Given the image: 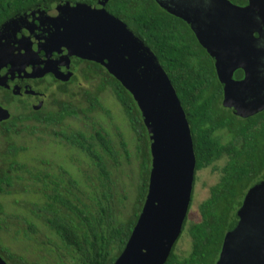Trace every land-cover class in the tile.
<instances>
[{
	"label": "trees",
	"instance_id": "16d2710c",
	"mask_svg": "<svg viewBox=\"0 0 264 264\" xmlns=\"http://www.w3.org/2000/svg\"><path fill=\"white\" fill-rule=\"evenodd\" d=\"M38 1L40 0H0V24ZM133 1L124 0L115 9L120 7L121 12L131 17L129 25L150 46L170 77L191 128L197 168L211 164L222 155V152H235L234 159L224 169L222 184L224 192L214 194L201 203L200 222L188 226V218L184 222L181 236L185 232L189 235L191 239L189 252L184 255L177 253L176 247L180 236L165 263L215 264L225 233L230 223L237 218L236 211L242 204L246 189L256 180L264 178V111L247 120H236L229 115L221 116V123L218 122L216 127L222 128L227 125V128L239 132L244 138L240 147L231 149L230 145L222 146L217 139L209 138L205 140V144L207 143L204 144L205 147L200 148L197 144L198 136L204 139L206 134L202 130L204 123L201 122V118L210 116L206 105L210 100L205 97L216 87L211 81L214 72L208 65V57L199 47L194 33L180 18L168 13L154 1L136 0L137 4H133ZM233 1L247 3V0ZM96 66L89 65L83 70L84 78L95 86L94 90L85 91L90 108L102 107L100 95L106 89H111L131 127L137 133L135 155L138 166L135 171L130 170V173L136 172L135 198L130 216L124 218L121 211V206L125 204L123 201L127 200L128 196L117 197L115 202L117 192H113L114 186L111 181V169L123 166L121 161L123 155L99 130L90 137L75 131L61 133L67 142L88 155L98 171L101 190L96 196L90 195V202L95 203L86 204L83 201L80 196L82 194L80 182L67 170L61 169L60 175H56L34 170L35 167L22 163L15 167L9 166L11 172L6 180L10 189L21 185L23 191L28 187L23 182H32L34 192L41 194L44 203L33 204L31 212L45 220L62 241L64 248L73 254V259L77 260L76 264H113L122 253L146 199L151 170L149 136L136 101L117 78L108 79ZM76 109L68 105L65 114L59 120L77 115ZM209 119L212 120V117ZM51 120L50 117L48 121ZM201 130L202 132L198 134ZM121 147L126 159L130 158V152L123 140ZM2 207L0 204L1 210ZM29 227L32 231L36 230L33 223H29ZM6 258L12 260L14 264H38L8 252Z\"/></svg>",
	"mask_w": 264,
	"mask_h": 264
},
{
	"label": "water",
	"instance_id": "95a60500",
	"mask_svg": "<svg viewBox=\"0 0 264 264\" xmlns=\"http://www.w3.org/2000/svg\"><path fill=\"white\" fill-rule=\"evenodd\" d=\"M210 1V6L198 12V26L193 27L196 36L210 53L219 58L234 54L247 65V76L236 91L248 94L255 106L256 100L261 105L235 109L243 116L254 115L264 110V70H259L264 67V0H248L246 7L229 0ZM106 2L51 1L12 16L0 24V68L19 54L12 44H21L25 37L19 30L30 19L54 11L60 22L58 34L64 24L77 26L80 33L69 43L76 47L70 55L100 62L121 82L141 111L150 141L148 193L127 244L113 264H165L181 236L192 199L196 169L192 132L159 58L133 28L106 10ZM170 13L194 26L185 14ZM64 73L66 76L61 75ZM67 73L56 72V76L66 80ZM232 73L230 70L229 77ZM9 116L0 106V120ZM236 217L216 264H264V180L249 189ZM0 264H7L1 256Z\"/></svg>",
	"mask_w": 264,
	"mask_h": 264
},
{
	"label": "flooded vegetation",
	"instance_id": "af4514ba",
	"mask_svg": "<svg viewBox=\"0 0 264 264\" xmlns=\"http://www.w3.org/2000/svg\"><path fill=\"white\" fill-rule=\"evenodd\" d=\"M51 1L59 0H40L34 3L32 6L23 9L22 11L27 10L37 4ZM61 1L95 5L99 0ZM122 1L124 0H107L105 8L110 14L121 19L129 25L128 21L132 20L131 17H129L128 14L121 12L120 7L115 9V7ZM144 1H154L159 7H161L168 13L175 11L181 14H185L187 18L190 17L192 21L195 22L194 26H192V23L190 24L186 19L180 17L178 18L184 21L194 33L199 47H201L205 51V54L208 57V65L213 69L214 76L211 81L214 82V86L216 87L210 94L205 97V99L210 100L209 103L205 101L210 116L201 118V122L203 121L204 123L202 125V130L206 134L203 137L204 139H201V137L198 136V146L203 149V147H205V140L214 138L217 139L219 144H221L222 146L230 145L231 149L234 147H240L244 142V138L239 134V132H234L231 128H227V125L222 128L216 127V124L218 122L221 123V116L229 115V117H233L236 120H247L250 117L258 115L264 110L259 111L251 116H243L236 111L235 107L238 106L247 110L249 108L253 109L260 107L261 105V102H257L256 100L255 106L251 103L250 100L252 99L248 97V94L243 95L236 91V86L240 82L244 81L247 76L245 70V68H247V65H245L244 62L242 63L241 61H239L234 56V54H226V56H222V58H219L217 55L210 53L206 48H204V46H202L200 40L196 36L197 34L195 33L193 27L198 26V12L200 8L210 6L211 1ZM229 1L238 7H246L249 3L248 0L245 4L240 2L237 3L233 0ZM170 2H172L173 6H170ZM132 3L137 4L136 0H134ZM56 16V12L51 11L47 14L40 15L37 19L34 17L30 19L32 20L31 22L24 24L19 31L24 35L25 38H28L22 39L21 44H12V47H14L15 50L19 52V54L14 56L13 59L8 60L7 63L0 68V106L10 113V116L7 119L2 118L0 120V198H3L4 196L12 192V189L9 188V185H7L6 181L8 178L7 175L11 172L9 166L13 165L15 167L19 164H22L20 161V154H23L26 150V147L17 144V136L27 132L34 134L35 132H37L38 125H44L52 126L54 129L52 130L54 136L56 138L59 136L61 137V133L64 130L61 129L59 131L56 128L62 127L64 121L70 117L68 116L64 120H59V118H61L65 114L66 107L68 105H70L71 107H76L77 113L79 110L84 111L83 108H79V106L75 105L72 101H69L70 99H72L71 97L73 95L72 93L70 94V87L76 83L80 84V78H83L85 81H87L83 76L84 68H87V66L89 65H99V67H96L102 73V75H105L108 79L114 77L111 72H109L107 68L100 62L86 58H80L77 55H70V50H72L73 48L76 49V47L74 46V44L69 43L73 42L76 39L80 31L77 26H71L67 23L64 24L65 26L60 28L58 34L57 29L59 28L60 22H56ZM129 26L133 28L131 25ZM255 36L258 37V34H255ZM257 42H259V40ZM225 51H227V49H225ZM24 53L27 54L24 55ZM67 60L69 64L68 67L66 66ZM220 63L224 66V68L221 67ZM230 70H233L231 77H229ZM259 70L263 72V65L259 67ZM63 71H67V74L70 75L66 80L58 78L56 76V72ZM61 75L66 76L65 73ZM66 97L69 100H65ZM50 117L52 118V122L48 121ZM210 117H212V120L209 119ZM213 127L216 128L213 129ZM202 130L198 131V134H200ZM80 132H82L87 137L86 132ZM234 155L235 152L233 151L222 152V155L219 158H216V160H213L211 164L202 168H197L196 161L192 199L186 219L189 216L191 206L195 198L194 195L196 192L200 173L204 172L207 169H210L215 173L213 174L216 180L215 183L206 189L209 194L208 198H210L214 194H221L222 192H224V190L222 189V184L224 181L223 177L225 174L224 169L228 163L232 162V160L234 159ZM40 165L41 164L38 163L37 166H34L36 167L34 170L39 171L41 167ZM263 180L264 178H260L252 183L246 189L244 198L251 187ZM0 204H2L1 201ZM2 210L0 209V236L1 233H3L5 229H7L8 223L7 218L4 214L5 211ZM220 253L215 264L220 257ZM0 256L6 261L7 264H14L12 260L6 258L7 250H4V248L1 246V243Z\"/></svg>",
	"mask_w": 264,
	"mask_h": 264
},
{
	"label": "rangeland",
	"instance_id": "374dc122",
	"mask_svg": "<svg viewBox=\"0 0 264 264\" xmlns=\"http://www.w3.org/2000/svg\"><path fill=\"white\" fill-rule=\"evenodd\" d=\"M79 82L80 84L76 83L70 87V94H73L72 99L69 100L66 97L65 100L72 101L79 108H83L84 111L79 110L77 115L70 116L64 121L62 127L56 129L59 131L62 129L67 133L83 131L86 132L87 137L94 135L95 131L99 130L111 140L116 148L120 149L123 155L121 157L123 166L118 169H111V181L114 186L113 192H117L114 198L115 202H117V197L128 196V199L123 201L124 206H121L123 216L127 218L130 216L136 190L134 184L136 172L134 174L130 172L135 171L138 166L135 155L138 143L137 133L131 127L123 108L111 89H106L101 93L100 103L102 107L90 108V103L84 92L88 89L94 90V83L91 84L83 78H80ZM52 130H54L52 126L38 125L37 132L34 134L27 132L17 136V144L26 147L25 152L20 154L21 163H25L29 167L37 166L40 163L41 171L56 175L59 174L61 169L67 170L80 182V189L82 188L80 196L83 201L86 204L95 203V201L90 202V197L96 196L98 191L101 190L97 169L92 165L88 155L78 147L72 146L62 136L56 138ZM121 140L126 142L130 158L126 159L121 147ZM213 174L215 173L210 169L200 173L201 176L199 175L187 226L201 220L200 205L209 197L206 189L216 181ZM23 184H27L29 188L26 187L23 191L21 185H16L12 188V192L0 198L8 222L7 229L0 236L1 246L8 253L20 255L33 263L76 264L77 260L73 259V254L64 248L62 241L49 228L45 220L31 212L34 208L33 204L42 205L44 203L41 194L34 192V188L31 186L32 182L25 181ZM94 208L97 209V207ZM29 223L35 225V231L31 230ZM190 245L191 239L185 232L177 243V253L179 255L187 254Z\"/></svg>",
	"mask_w": 264,
	"mask_h": 264
}]
</instances>
